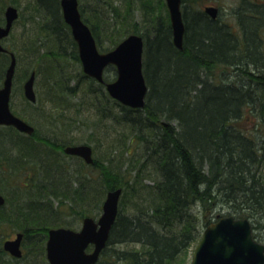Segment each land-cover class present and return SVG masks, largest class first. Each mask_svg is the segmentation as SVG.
Instances as JSON below:
<instances>
[{
	"label": "trees",
	"instance_id": "16d2710c",
	"mask_svg": "<svg viewBox=\"0 0 264 264\" xmlns=\"http://www.w3.org/2000/svg\"><path fill=\"white\" fill-rule=\"evenodd\" d=\"M124 1V12L111 4V19L117 22L107 21L109 27L102 16H95L97 22L82 12L100 51L112 49L130 33L143 37L147 85L143 108L114 100L121 113L103 112L98 120L112 116L118 128L127 131L118 135L119 141L114 139L121 146L118 152L112 151L108 158L94 156L93 164L81 161L71 170L66 158L74 157L55 149L74 141L56 132L50 139L39 137L36 130L27 136L12 126H0V192L9 187L3 178L11 173L19 180L15 189L22 190L20 197L58 200L56 207L46 200L43 207L34 201L30 215L11 221L27 234L34 225L45 227L44 232L51 226L71 227L63 216H93L91 201L98 207L107 190L120 187L118 214L95 264H183L182 255L198 242L203 223L219 217L218 208L226 215L248 218L253 230L264 227V0H240L229 19L220 13L212 19L195 0H182V50L172 42L165 0ZM11 3L19 5L18 0H0V24ZM29 3L31 25L25 32L29 57L49 61L42 70L53 88L58 85L61 92L76 93L77 85L69 84L64 67L53 69V61L60 65L58 56H64L68 46L70 58L80 62L60 0ZM136 8L143 24L135 19ZM104 32L110 42L106 46L99 38ZM15 55L17 69L20 60ZM9 62V54L0 52V85ZM19 68L13 85L32 71L36 79L41 70ZM107 70L103 82L78 73L93 99L109 97ZM68 119L61 112L52 124ZM68 171L73 178L64 180ZM29 189L35 191L23 193ZM195 206L204 222L194 213Z\"/></svg>",
	"mask_w": 264,
	"mask_h": 264
},
{
	"label": "water",
	"instance_id": "95a60500",
	"mask_svg": "<svg viewBox=\"0 0 264 264\" xmlns=\"http://www.w3.org/2000/svg\"><path fill=\"white\" fill-rule=\"evenodd\" d=\"M182 0H165L168 10L172 42L180 50L183 48L185 31L181 10ZM62 15L71 29L77 44L78 56L83 72L103 81V71L108 65L116 68V79L106 83L108 94L121 104L132 108H142L147 85L142 73L143 38L131 33L113 49L100 52L89 26L83 22L78 9V0H60ZM204 11L216 18L218 9L214 5L204 7ZM18 18V9L12 4L4 8V22L0 24V52L9 51L2 39L7 37L13 23ZM10 62L5 70L0 86V125H11L18 131L31 134L34 127L10 109V95L16 66V56L9 51ZM35 72L32 71L23 83L24 97L36 101L34 90ZM66 154L80 156L85 163H94L91 145L70 144L63 148ZM122 188L107 190L102 202L101 213L96 218L85 216L77 230L69 227H52L48 230L46 254L49 264H94L100 251L106 246L110 230L118 214V204ZM0 193V205L4 203ZM21 234L4 242V248L15 256H20ZM91 251H86L89 245ZM188 264H264V244L252 236L249 219L221 216L205 226Z\"/></svg>",
	"mask_w": 264,
	"mask_h": 264
},
{
	"label": "rangeland",
	"instance_id": "374dc122",
	"mask_svg": "<svg viewBox=\"0 0 264 264\" xmlns=\"http://www.w3.org/2000/svg\"><path fill=\"white\" fill-rule=\"evenodd\" d=\"M18 1H19V5L17 6V8L19 10L20 16L18 17V20L14 23L13 28L9 33V35L2 41V44L5 47L9 48L11 51H13L15 54H17L20 60V63H18L15 73L17 74V76H19V73H21L19 65H21L22 69L24 70H26L27 68H29L30 70V68H34V67H38V68L40 67L39 69L41 70L39 74L36 76L34 83V88L37 95V102L29 104V102L24 98L22 91V84L24 81L21 83L22 80L19 81L20 78H17V83L13 85V90L11 94V100H10L11 110L15 114L25 119L30 124H32L36 128L35 130L39 135V137L46 136L50 139H55V136L52 132L54 133L56 132L60 134V136L62 135L61 138L72 140V142L74 141L75 144L87 143L93 147L94 156L98 159H101L103 157L108 158L111 152L112 151L114 152V150L118 152L121 146L119 143L115 142L114 139H116V141H119V136H122V134L126 133L127 131L124 132L123 130L119 129L118 127L120 126H117V123H115V120H113L114 117L112 116L109 115H107L108 117L102 116V118H104V121L102 122H99L98 120L100 119L101 114L103 112L111 113L110 115H114V116L116 114L119 115L121 113L120 107L114 104L115 103L114 99L111 98L110 96L106 99L98 97L99 99L97 100V98L93 99L94 94L87 92V90L85 89V87L87 86V83H85L86 80L85 81L81 80L80 76L78 75V73L82 72L81 64L80 62L73 61L70 58L69 55V51L71 48L70 46H68V48L66 49L67 52H65L64 56L61 55L58 56L60 65L53 61V63L55 64L53 65V69L54 70L59 69L60 66L64 67L65 72L69 73L67 75L69 76V78L66 77L67 79H69L68 81L69 84L72 86L77 85L76 93L71 94L68 92H61V90L58 89L59 87L58 85H57L58 87L56 86L55 88H53L52 86L53 83L47 82V78L45 77L46 76L45 72L43 71L44 69L42 70V68L43 66L45 67L46 63L49 61L34 60L29 57L27 51V48L30 44L27 36H25L26 35L25 32L29 31L31 25L30 22L28 21L29 14L31 11V5L29 3V0H18ZM239 1L240 0H195L194 3L200 8H203L206 5H215L219 9L221 18L229 19L233 8L238 6ZM79 3H80L79 8L81 9V11L84 13L85 16H91V15L94 16V19H92L94 21H97L95 17L96 15L102 16L103 22L106 27H109L106 23L107 21L117 22L116 19L113 18L111 19V11H110L111 4L114 5V7L118 12L119 10L120 12H124V8L126 5V2L124 0H79ZM11 4L16 6V4L14 3ZM34 19L37 20V18L35 17ZM135 19L137 21H140V23H142V14L139 8H136ZM104 34L105 32L101 34L99 38L101 39L102 44L106 46L110 42ZM49 43L47 42V45H49ZM107 71H109L108 73L111 78L110 81L114 80L116 77V73H114L113 68L108 67ZM53 92L55 94L57 93L58 97H56L57 94L53 95L54 94ZM90 102L91 104L89 105L88 103ZM61 112L64 114L65 117H68L72 121H69V119L63 120L64 124L56 122L53 126L52 124V121L54 122L53 117H55L56 115H58V113ZM70 116L72 117L70 118ZM73 120L77 122L74 123ZM83 120H86L85 123L82 122ZM162 120L165 119L162 118ZM58 124H60V126H57ZM121 132L122 134H120ZM51 149L52 148L50 146L49 150ZM137 153L141 154L140 151H137ZM66 161H67L66 164L70 166L71 170L76 169L78 167V163L81 162V160L77 158H68V159L66 158ZM38 171L37 174L39 178L43 177L42 176L43 174ZM70 172L71 171H68L69 174H67L63 178L64 180H70L73 178ZM3 180L7 184H9V187L6 185L8 188L3 190L2 192L4 196L7 198L5 207L9 206L12 207V209L6 208V210L9 209L8 212L4 211L5 207L0 209V212H3L0 213V218H2V221L0 223V228L1 229L4 228L5 232H9V231L13 232L12 229L19 230V228H17L16 224L14 225L12 222L9 225L6 223L7 220L5 217V212L10 213L9 218H11V221H15L17 223L21 221L22 216H28V214L31 213V211L33 210L32 203L39 199L37 198L32 199V197H29L28 195L20 197V193H22L21 192L22 190L21 191L17 190L19 180L17 179L16 176L14 177V174L11 173L7 174L6 177L3 178ZM23 180L24 178L21 179V181ZM148 181H150V179H146L145 182ZM20 186H23V184L21 183ZM15 187L17 189H15ZM33 191H35V189ZM33 191L31 189H29L28 191L23 190V193L28 192L29 194H32ZM14 200H18L16 202L17 204H15ZM45 200L46 199L39 200L42 202L41 203L42 207H43L42 204H44ZM91 202L92 205H90V209H92V212H94L92 213V215L97 219V217L101 213V204H99V206L96 207V202L95 201H91ZM46 203L48 204V206L53 204V206L56 207L58 205V200L54 198H48L46 200ZM7 204H12V205L10 206ZM88 205L89 203L86 205L87 208L89 207ZM193 211L195 214H197V218L200 220V222H204L203 219L201 220L202 212H200V208L198 206H195L193 208ZM215 213L220 214L221 216L226 215L225 214L226 210L218 208ZM50 216L51 214H48L47 217ZM63 218H65L68 221L69 225L71 226L70 228L77 230L81 225L83 217L77 218L76 216L73 215H67V216H63ZM212 222L213 220L210 223ZM61 226L68 227L65 225H61ZM205 226L206 225H204L203 223L201 230H203ZM51 227H57V226H51ZM44 228L45 227H41V226L38 227L36 225L30 227L29 231L27 232L25 244L28 248V252H30L31 254L29 257L26 258L24 256L21 259L24 262L19 264H34V262H36L34 254L37 252L39 255L36 258H41L40 253L43 247L45 246L47 233L49 229L46 228V232H44ZM252 234L255 235L254 238L256 241L264 244V227H257L255 230H253ZM7 235L5 234V237ZM37 243L39 245L41 244L40 245L41 248L36 247L35 249ZM194 247L195 245L190 246L187 252L184 255H182L183 264H187L191 261Z\"/></svg>",
	"mask_w": 264,
	"mask_h": 264
},
{
	"label": "flooded vegetation",
	"instance_id": "af4514ba",
	"mask_svg": "<svg viewBox=\"0 0 264 264\" xmlns=\"http://www.w3.org/2000/svg\"><path fill=\"white\" fill-rule=\"evenodd\" d=\"M79 5H80V3H79V0H78V8H79ZM217 7V6H216ZM60 8H61V5H60ZM218 8V7H217ZM79 11H80V15H81V19L83 20V22L84 23H86L85 21H84V19H83V16H82V11H81V9L79 8ZM218 13H219V9H218ZM61 14H62V9H61ZM62 18H63V15H62ZM63 20H64V18H63ZM64 22H65V20H64ZM87 24V23H86ZM88 25V24H87ZM89 26V25H88ZM90 28V27H89ZM69 29H70V27H69ZM70 33H71V29H70ZM71 36H72V33H71ZM72 38H73V36H72ZM73 40H74V38H73ZM75 41V40H74ZM76 43V42H75ZM13 82H14V78H13ZM35 128V127H34ZM22 134H24V135H27V136H31L32 134H25V133H22ZM67 144H64L63 145V147H61V148H56L55 150L56 151H60V152H62L63 154H65L66 156H70V157H74V158H77V159H80L81 161H83V159L80 157V156H77V155H71V154H66L64 151H63V148H64V146H66ZM1 193V192H0ZM2 194V193H1ZM3 196H4V194H2ZM5 197V196H4ZM6 200H7V198L5 197V202L2 204V205H0V209L1 208H3V207H5L6 206ZM18 200H14V202H15V204H17L16 202H17ZM7 205H12V204H7ZM6 208H10V209H12V207H5L4 208V211H7L8 212V210H6ZM5 217H6V220H7V224L9 225V224H11V218H9L10 217V213H6L5 212ZM12 231L13 232H11V231H9V232H5V229L3 228V229H1L0 228V264H19V263H23L24 261H22L21 259L25 256V258L26 257H29L30 256V252H28V248H27V246H26V244H25V241H26V236H27V234H26V232H24V231H22V230H15V229H12ZM21 234V239H20V241H19V251L21 252V255L20 256H15V255H13V254H11L8 250H6L5 248H4V242L5 241H7V240H13V239H15L16 237H17V235L18 234ZM5 234L7 235L6 237H5ZM47 237H48V233H47ZM46 241H47V239H46ZM39 243V242H38ZM37 243V245L35 246V249H36V247L37 248H41V244L39 245ZM43 247V246H42ZM32 251H35V250H32ZM35 255V260H36V262H34V264H49V261H48V259H47V254H46V242H45V246L43 247V249L41 250V253H40V257L41 258H36L39 254H38V252L37 253H35L34 254ZM6 257V258H5ZM8 258V259H7Z\"/></svg>",
	"mask_w": 264,
	"mask_h": 264
}]
</instances>
